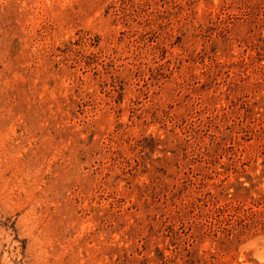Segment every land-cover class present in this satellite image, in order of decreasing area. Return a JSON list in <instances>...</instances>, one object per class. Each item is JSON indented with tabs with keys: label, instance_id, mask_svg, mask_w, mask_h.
I'll return each mask as SVG.
<instances>
[{
	"label": "rangeland",
	"instance_id": "obj_1",
	"mask_svg": "<svg viewBox=\"0 0 264 264\" xmlns=\"http://www.w3.org/2000/svg\"><path fill=\"white\" fill-rule=\"evenodd\" d=\"M0 264H264V0H0Z\"/></svg>",
	"mask_w": 264,
	"mask_h": 264
}]
</instances>
